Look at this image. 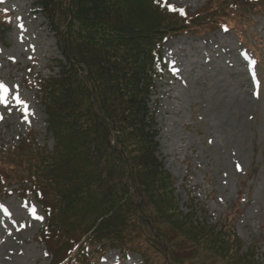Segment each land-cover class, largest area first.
Segmentation results:
<instances>
[{
    "label": "trees",
    "instance_id": "trees-1",
    "mask_svg": "<svg viewBox=\"0 0 264 264\" xmlns=\"http://www.w3.org/2000/svg\"><path fill=\"white\" fill-rule=\"evenodd\" d=\"M34 6L64 60L57 77L39 84L54 148L33 150L23 141L22 150L0 157V196L9 197L3 188L13 184L33 187L46 217L40 239L53 264H92L94 252L108 249L138 254L143 264H257L254 246L243 253L232 227L239 201L216 224L203 206L201 219L192 207L180 210L174 179L158 156L151 99L161 50L175 34L223 26L243 32L264 0H222L191 16L167 15L161 0Z\"/></svg>",
    "mask_w": 264,
    "mask_h": 264
},
{
    "label": "rangeland",
    "instance_id": "rangeland-1",
    "mask_svg": "<svg viewBox=\"0 0 264 264\" xmlns=\"http://www.w3.org/2000/svg\"><path fill=\"white\" fill-rule=\"evenodd\" d=\"M164 1L189 16L222 2ZM251 20L244 35L174 33L161 51L163 77L155 79L151 107L158 156L174 179L180 210L192 207L201 219L203 206L216 224L239 201L241 215L232 227L243 253L254 246L255 262L264 264V9ZM61 60L34 0H0V83L8 89L0 103V157L22 150L23 141L33 150H53L38 85L59 75ZM32 188H3L12 194L0 196V264H53L40 239L45 214ZM107 251L94 252L92 263L143 264L138 254L122 260L118 250Z\"/></svg>",
    "mask_w": 264,
    "mask_h": 264
},
{
    "label": "snow or ice",
    "instance_id": "snow-or-ice-1",
    "mask_svg": "<svg viewBox=\"0 0 264 264\" xmlns=\"http://www.w3.org/2000/svg\"><path fill=\"white\" fill-rule=\"evenodd\" d=\"M164 6V5H162ZM168 8L170 11H178L180 15H185V12L183 9H176L174 6L168 5ZM8 89L6 86H4L2 83H0V103L4 102L6 96H7ZM17 101L19 102V98L16 97ZM22 103V102H21ZM33 215L35 216V210L33 209Z\"/></svg>",
    "mask_w": 264,
    "mask_h": 264
}]
</instances>
